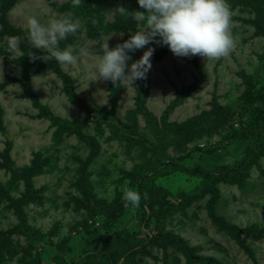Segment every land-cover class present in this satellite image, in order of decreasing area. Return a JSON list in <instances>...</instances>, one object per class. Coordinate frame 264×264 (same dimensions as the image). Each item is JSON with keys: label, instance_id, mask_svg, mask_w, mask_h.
<instances>
[{"label": "rangeland", "instance_id": "rangeland-1", "mask_svg": "<svg viewBox=\"0 0 264 264\" xmlns=\"http://www.w3.org/2000/svg\"><path fill=\"white\" fill-rule=\"evenodd\" d=\"M3 10L31 46L28 19L46 24L57 14L50 0H0V18ZM231 11L236 47L228 57H176L167 46L149 44L128 62L154 49L142 87L145 79L128 87L99 79L94 64L103 45L112 49L125 38L103 32L98 42L88 37L86 18L73 17L88 54L75 65L58 62L64 76L41 67L31 73L32 93L44 109L18 82L20 41L13 49L0 21V264L99 261L107 250L116 254L111 264H264V155L234 183L206 187L201 177L177 170L150 174L168 192L161 202L133 210L121 199L125 182L137 190L141 169L154 160L135 140L159 144L161 161L189 169L231 167L243 157L251 142L243 129L255 114L244 107L264 86V16L245 5ZM107 19L113 22L114 13ZM144 26L138 21L139 30ZM141 92L147 115L139 111ZM44 112L76 123L85 139L57 133ZM2 155L29 168L31 191L3 167Z\"/></svg>", "mask_w": 264, "mask_h": 264}, {"label": "clouds", "instance_id": "clouds-1", "mask_svg": "<svg viewBox=\"0 0 264 264\" xmlns=\"http://www.w3.org/2000/svg\"><path fill=\"white\" fill-rule=\"evenodd\" d=\"M144 11L130 12L124 6H117L115 12L124 19L144 21L145 26L130 35L129 39L109 49L105 43L94 67L99 79L111 81L114 85L133 86L137 80L147 78L151 69L154 49L148 48L139 60L133 61L129 53L155 43L167 46L176 57L200 56L208 61L228 57L236 47L232 35V11L228 0H137ZM81 0H72L73 7H79ZM29 39L33 48L42 55L30 52L32 60L44 62L55 59L61 64L75 65L88 52L80 45L60 48V42L74 35L79 25L72 21L67 12L57 13L46 24L30 17L27 21ZM158 38V39H157ZM10 46L18 47L19 38L12 37ZM130 181L122 188L125 208L140 207L141 194L130 187ZM143 198L146 200L147 193Z\"/></svg>", "mask_w": 264, "mask_h": 264}, {"label": "trees", "instance_id": "trees-1", "mask_svg": "<svg viewBox=\"0 0 264 264\" xmlns=\"http://www.w3.org/2000/svg\"><path fill=\"white\" fill-rule=\"evenodd\" d=\"M228 3L231 5V8L237 5L248 6L264 16V0H229ZM50 4L56 13L67 12L71 15V18H86V33L89 38L97 40L98 42L100 41L99 36L103 32H119L124 36L126 41L127 39H129L131 34L139 30L138 21H135L132 18L124 19L115 12V8L117 6H124L130 12L144 11L139 7L137 0H81V5L79 7H73L72 0L64 4H58L54 0H50ZM111 12L114 13L113 22H110L107 19V15ZM5 13L6 10H3L2 16L0 18V21L3 25L2 33L8 34L11 38L17 36L20 41V48L22 52L20 63L23 67V72L18 82L22 85L24 93L33 101L34 105L36 107H39L40 109H44L42 106H40L36 97L32 93L29 82L31 73L36 72L41 67L45 70H50L59 76L64 75L60 70L58 61H56L55 59L44 62L40 59L32 60L28 56L30 52L35 53L37 56L42 55V53L40 50L33 48V46L29 44L25 32L9 24ZM68 45H79L75 34L69 35L66 40L60 42L61 49L66 48ZM131 54L133 53H129V55ZM66 82H68V80H66ZM144 83L146 84V79L143 80V82H140L141 87ZM68 95L72 100L76 98L75 94L71 90H68ZM145 97L146 95L144 93L142 94L141 92V95H139L138 97V106L139 111L142 114L147 115L148 113L143 106ZM257 101L259 102V104L262 103V105L257 106ZM257 101L249 98L246 101L244 110L251 109L255 112L249 126L243 129L244 133L250 137L251 142L246 147L243 157L231 167H221L216 170H203L198 167L194 169L184 168L182 165L176 162L165 163L164 161H161V146L159 144L152 143L144 139L135 140L134 142L139 143L140 146L143 147V149L154 154L153 162L147 166H144L141 169V173L139 176L137 184V190L141 194L139 209H143L144 203L152 206V200L154 198H158V201L161 202L162 200H164L165 195L168 193L164 188L155 185V180L150 174L163 175L179 170L201 177L206 187H211V185H213L216 181L222 179L232 183L237 182L239 179H241L243 174L246 173L262 155H264V86L259 93ZM44 111H46V109ZM44 115L51 121L53 126L57 127V133H76L78 138L82 140L85 139V137L79 131L80 129L76 123L68 122L64 119L54 117L52 114H48L47 112H44ZM125 138L129 139L127 137ZM2 158L4 161L3 167L6 168L15 177L23 178L26 181L28 191H31L30 176L32 175V172L29 170V168L17 167L15 163L10 160L8 155H2ZM145 193H147L148 197L146 200L143 198ZM213 221L220 227H225V225H223L224 222L216 216H214ZM224 231L226 230L224 229ZM252 233H255V230L252 229ZM256 235V238L260 239L262 236V232H259ZM181 246L182 248L183 246L188 248L184 243H182ZM116 251H118V249H116ZM115 256V253L110 254L109 250H107V254H105L104 256H99V261H97L98 256L95 258H91L90 256H83L78 258V260L73 261L72 264H111L112 260L115 259ZM212 263H215V261H213ZM124 264H130V261H126V263ZM215 264H217V262Z\"/></svg>", "mask_w": 264, "mask_h": 264}, {"label": "water", "instance_id": "water-1", "mask_svg": "<svg viewBox=\"0 0 264 264\" xmlns=\"http://www.w3.org/2000/svg\"><path fill=\"white\" fill-rule=\"evenodd\" d=\"M78 104L85 110V111H89L90 110V107L87 105V104H85L84 102H82V101H78ZM8 139L9 140H12V138L11 137H8Z\"/></svg>", "mask_w": 264, "mask_h": 264}]
</instances>
